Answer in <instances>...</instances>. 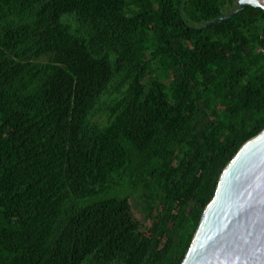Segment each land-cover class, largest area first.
Segmentation results:
<instances>
[{"label":"trees","instance_id":"1","mask_svg":"<svg viewBox=\"0 0 264 264\" xmlns=\"http://www.w3.org/2000/svg\"><path fill=\"white\" fill-rule=\"evenodd\" d=\"M236 6L0 0V264H180L264 128V10L204 26Z\"/></svg>","mask_w":264,"mask_h":264},{"label":"water","instance_id":"2","mask_svg":"<svg viewBox=\"0 0 264 264\" xmlns=\"http://www.w3.org/2000/svg\"><path fill=\"white\" fill-rule=\"evenodd\" d=\"M226 20L264 0H236ZM180 264H264V128L247 139L222 169Z\"/></svg>","mask_w":264,"mask_h":264},{"label":"rangeland","instance_id":"3","mask_svg":"<svg viewBox=\"0 0 264 264\" xmlns=\"http://www.w3.org/2000/svg\"><path fill=\"white\" fill-rule=\"evenodd\" d=\"M131 205L134 216L142 221L143 213L142 210L140 209V203L137 201V199L134 196L131 197ZM143 223H144V227L145 226L147 227V222L146 223L143 222Z\"/></svg>","mask_w":264,"mask_h":264}]
</instances>
